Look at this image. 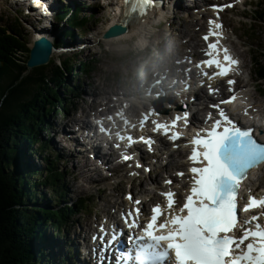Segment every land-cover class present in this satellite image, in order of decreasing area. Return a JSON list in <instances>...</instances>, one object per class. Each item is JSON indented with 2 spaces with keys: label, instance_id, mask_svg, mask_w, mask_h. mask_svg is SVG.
Wrapping results in <instances>:
<instances>
[{
  "label": "snow or ice",
  "instance_id": "6c2138e0",
  "mask_svg": "<svg viewBox=\"0 0 264 264\" xmlns=\"http://www.w3.org/2000/svg\"><path fill=\"white\" fill-rule=\"evenodd\" d=\"M131 3L126 14L138 12L143 15L156 0H131ZM233 6L231 3L213 6L217 19L209 20V31L203 36L208 58L195 65L198 75L208 80L227 77L240 64L230 49L221 44L223 24L218 22L219 13ZM212 37L216 39L209 42ZM186 60L191 63L190 57ZM205 68H215L216 71L210 75ZM190 72L191 68L185 69L186 74ZM227 84L233 93L231 97L211 105L219 118L213 119L209 113L205 124L212 121L211 124L199 129L188 142L191 145L188 156L192 164L189 168L191 186L182 206L177 207L174 191L162 192L166 205H154L148 221L141 228V200H133L129 193L126 199L134 206L122 212L129 235L122 240V229L113 226L109 231L101 224L99 234L92 236L94 244L99 240V245L93 248L98 264H264V211L259 215H248L255 209L264 210V195L253 194L251 185L246 183L253 169L264 166V139L259 137L256 127L238 123L221 107L238 98L232 88L235 81L229 79ZM218 91L210 88L211 94ZM247 114L245 109L244 115ZM159 115L156 109L146 112L139 121L140 127L143 128L150 117ZM189 118L190 112L184 106L183 114H177L170 122L152 119L153 132L162 133L175 142L183 137L178 130L181 122L186 128ZM107 119L113 121L111 116ZM122 122L125 130L136 127L127 120ZM98 123L101 131L111 134V129L103 127L102 120ZM115 135L121 141L127 139L129 147L143 142L151 151L154 144V140L144 136L137 141L122 131ZM122 159L134 160V154L125 152ZM135 166L143 167L139 162ZM145 171L150 169L145 168ZM177 175L183 177L185 173L178 172ZM165 183L171 185L172 180ZM134 229H140V233L135 234Z\"/></svg>",
  "mask_w": 264,
  "mask_h": 264
},
{
  "label": "rangeland",
  "instance_id": "374dc122",
  "mask_svg": "<svg viewBox=\"0 0 264 264\" xmlns=\"http://www.w3.org/2000/svg\"><path fill=\"white\" fill-rule=\"evenodd\" d=\"M249 1L251 2L247 3L246 6L244 7L238 6L235 14L232 15V18L230 14H227L226 16L227 19L225 20L229 24V26L235 30L237 36L243 39V43L242 42L239 43L238 40H235V36L231 40L234 43V45L237 46V50H238L237 53L242 58H244L245 65L247 67V73L249 75V79H248L249 83L247 87V92H249L250 90L254 91L253 81L256 79V76H255L256 65H255V60L253 56L256 58V60H260L261 54L259 52V49L261 52L264 53V26L261 25V22H256L257 20H254V19L251 20L250 17H248L252 11H257L258 14L261 12H264L262 10V7H263L262 2L264 1L262 0H249ZM110 17L113 19L112 14H110ZM16 18L17 17H16L14 10H12V8H9L4 0H0V25H2V22L7 19L14 21ZM107 23L109 22L107 21ZM183 23L185 25H189L190 23H192L191 16H190V19L186 18L183 21ZM166 25L168 24L167 23L164 24L163 30L169 29V27ZM107 27H108V24L103 25L100 21L98 23L97 29L93 33L95 34L94 35L95 37L92 34L89 35L93 38L92 40H89V38L85 37L84 35L82 36V39L88 41V43H90L89 44L90 48L94 47V50L92 51L87 50L88 51V52L86 51L87 53L83 52L80 55H78L74 52L75 49L78 50L80 48H83L84 46H86V42L80 41L74 44L73 42L70 41L71 38L67 37L66 38L67 45L63 46L65 48V51L63 52V54L62 55L60 54L62 52L61 50H59L58 52L55 51V56L49 59L48 64L50 65L46 68L47 73H50V70L53 69L54 64H56L57 66L61 61H64V60H68L72 62L76 61L75 69L71 71V77L69 78V82H70V86L77 88L79 99H75L73 95H70V97H67L68 99H70L72 103L70 114L66 117H63L60 113H57L55 111V107L57 103H51V104H48L47 107H45L44 112H42V114L39 117L40 118L39 121H36L35 119H33L32 121H29V122L28 120H26V123H25L28 126L29 125L33 126L36 138L40 139L39 143H41V140L47 141V145H46V148L44 149L45 152H41L39 149L40 145L38 143H35L34 141L33 143H35L34 144L35 146H32L31 144L32 148L34 149V152H32V155L30 152H28V157L33 158L35 164H33L34 166L29 165L28 168L25 170L21 168V174L19 175L21 177L20 180L25 183V181L29 177L33 176V171L35 170V167H36L35 165L39 161L44 160L42 161V163H40L41 165L40 173L35 175V177L37 178L35 181H38V182H41L43 180L44 176L47 175L46 174L47 171L51 175L53 174L54 176H57L59 174V171H61V169L62 170L64 169V164H67V166L65 167L66 170L64 172H67L69 170L72 171L68 180L65 181L67 185L66 188H68L67 190L75 194L77 198L93 197V203H91V209H92L91 211L85 210L80 215H76L78 212H74V213L69 212L68 217L65 218L67 220V223H64L62 225L61 233H59V235L61 236L56 238L57 241H59V244L62 240H64L62 236H64L65 238L66 236L71 235V230H74L73 235L76 236L77 225L81 222V219L83 217L86 216L90 220L89 221V225H90L89 229H90L91 227H93L92 222L95 220L96 214L99 213L101 215L106 212H108L109 214H112V211L110 209L111 206H113L114 203L119 202L122 199L123 194L125 193V190L127 188V187H124V185L126 184L124 180L121 181L124 184L123 187L119 185L117 186L119 182L117 183L116 180L112 181L111 178L110 179L108 178L106 180V181L110 180L107 183L103 181L100 183L92 181L91 177L88 174L83 175L81 173L80 170L84 166V162L81 159L76 160L75 158L69 164L67 162H62L58 160L55 163L54 168H51L50 167L51 165L48 162L50 169L48 170V168H45L46 158L55 157L57 156L55 152L61 151L60 149L54 148V145L52 143L53 141L52 138L56 137L58 142L60 143V140L63 139L60 133H62L63 135L65 134L64 129H62V127L60 128L59 131H55L54 122H56L57 124L62 123L63 125H67L68 122L74 121L78 119V117L80 116H82V119L88 120L89 116L95 113L93 112V109H96L94 107L95 105L100 103V101H104L105 99H112V96H111L112 93L120 89L122 86H125L127 89H129L128 85L123 81L134 83V81L137 79L136 70L138 67H136V65L133 63H128V61L131 60L130 55L132 56L133 53L131 52L127 53V51L125 50L127 45L124 42L118 43V41H111V40L104 39L103 33L105 32ZM86 28L88 29L89 25H87ZM198 28H199V25L198 23H196L192 29H195L196 31H198ZM22 29H23L22 31L23 40L26 42V48H28L27 53H25L24 56L25 55L28 56V51L32 47H34L35 34H33L34 32L32 30L33 26L30 25V21H28L25 26L23 25ZM55 30L59 31L60 33L64 31L60 26H57V25L55 26ZM190 30L191 29L189 28V32ZM82 39H79V40H82ZM99 39L101 40V43H99ZM57 43L59 45L61 44L60 42H57ZM96 45H98L99 47L97 48ZM67 48H69L70 50H67ZM108 49L110 50V53L107 52ZM185 49H187V46H182V50L184 51ZM176 53L179 55L177 51ZM92 56H94L93 59H91ZM143 57L145 56L138 55L139 61ZM146 57L151 59L150 55H147ZM84 59H87L88 62L90 63L92 74L81 77V72H80L78 64L79 62H83ZM94 59H96V61H92ZM261 60L264 61V59H261ZM167 62H169V57H168ZM158 63L159 62L157 61V64ZM31 70L32 69H27L26 73H24V76H27L31 72ZM129 72L133 73L131 74L130 77L128 76ZM73 73L74 75L72 76ZM140 76L138 75V77ZM260 83L264 84L263 81H261ZM6 84H8V82H6ZM36 86L38 85L33 84V87L26 91V94L29 93V99L25 100L27 101L25 103L26 109L32 106V103L29 100L33 98L34 96L38 95L40 90L43 91L41 88L39 90V88H37ZM80 88L82 89V92H79ZM46 92H49V91L46 90ZM51 94H52V91L48 93V96H53ZM98 95H101V96L97 97ZM7 97H8V94H5L2 97V100H5ZM251 97L253 98L254 101L258 102L261 105V107L264 106V95L262 97L259 96L258 90H256L254 92V95ZM55 101L56 100L54 99L53 101H50V102H55ZM1 105H2V102L0 106ZM81 111H83V115H81ZM28 114L30 116V113ZM47 121H49V123ZM60 145L72 153H77V150H74V147L71 146L72 143L69 140H67V143H65L64 141L61 142ZM39 157H42V158H39ZM175 158L177 157L175 156ZM172 161L175 162L176 159H173ZM77 166H79L78 169L72 170L73 167L77 168ZM44 169L45 171H43ZM25 174H28V176H25ZM162 175H164V173H162ZM104 176L106 177L103 171L102 177ZM156 177L157 179H161V173L158 172V170H156L153 173L152 179H156ZM148 181L149 180L146 177L145 179H143V184ZM140 184H142V181L136 184V188ZM43 185L40 186L39 190L29 191V195H27L26 197L24 196L25 200H27L29 197H31L33 200L31 202L32 206L28 207V210L35 208V205L41 207L43 204L45 205L53 204V203L55 204V202H52V196L54 193L52 192L51 189L50 190L47 189L45 187V184ZM86 185H90L94 187L99 185V186H103V189L91 188L90 190H88L86 188ZM44 194H47V195L44 196ZM34 197L36 199H33ZM50 208L52 209L55 207H50Z\"/></svg>",
  "mask_w": 264,
  "mask_h": 264
},
{
  "label": "trees",
  "instance_id": "16d2710c",
  "mask_svg": "<svg viewBox=\"0 0 264 264\" xmlns=\"http://www.w3.org/2000/svg\"><path fill=\"white\" fill-rule=\"evenodd\" d=\"M74 24L83 25L79 22ZM74 24L70 23L69 26ZM10 31V26L6 30H0V264H49L44 250L46 232L43 228L53 221L55 210L43 209L37 205L36 209L28 210L32 198L25 200L24 196L29 195V191L39 190L43 184H53L54 188L61 191L62 185L54 183V179L61 175L56 177L49 174L41 182L35 181L37 178L32 176L25 183L20 180L21 168L25 170L30 165L25 160L28 157L27 151L34 152L31 144L38 141L33 126L25 123L26 120L39 121L48 104L55 103L57 99L63 101L62 87L75 69L76 61L64 60L57 66L54 64L50 73L46 72L50 64L37 67L24 77L30 50L28 56H24L28 48L21 28ZM63 35L65 38L75 37L72 29L65 30ZM60 42L62 46L67 45L63 39ZM79 68L88 70L86 61L79 62ZM33 84H37L36 87L43 91L40 90L38 95L29 100L32 106L31 109H26L25 100L29 99L26 91ZM46 90L52 91L53 96H48L49 92ZM5 94L8 97L2 100ZM54 99L55 102H50ZM40 171L35 167L33 176ZM61 222L60 219L58 223ZM39 246L42 251L37 250Z\"/></svg>",
  "mask_w": 264,
  "mask_h": 264
},
{
  "label": "bare ground",
  "instance_id": "6f19581e",
  "mask_svg": "<svg viewBox=\"0 0 264 264\" xmlns=\"http://www.w3.org/2000/svg\"><path fill=\"white\" fill-rule=\"evenodd\" d=\"M51 1V0H50ZM49 1V2H50ZM177 1H180L182 4H184V6L186 5L185 4V0H160L161 2V5L160 7H155V8H160L162 11L161 13H163V11H166V10H169L171 9L172 7H174L175 3ZM192 2H195L197 4H200L202 6L205 7V2L202 1V0H192ZM12 5L17 8V9H20L22 12V14L25 16L27 12V7H32L34 5H32L31 3H24V2H21V3H16L14 0L11 1ZM105 3H107V0H105ZM53 3H51L50 6H52ZM188 8H189V14L192 15L194 12V10L196 9L195 7L193 6H188L186 5ZM37 7H40L42 8V10H45L43 9V7L40 5V6H37ZM125 7L126 5L124 4V7L120 8L119 9V12H122V11H125ZM149 9V8H148ZM50 10V8H49ZM32 13V10H28L27 14H31ZM201 14V17H198V18H194L193 20L194 21H201L204 23V20L207 16L206 13L204 12H199ZM227 13V12H226ZM36 14L42 16L44 13L39 9ZM150 15V14H149ZM120 18V19H119ZM175 18V17H174ZM105 20V19H103ZM81 22V21H79ZM100 21H98L99 23ZM109 22V21H108ZM101 23L103 25L105 24H108L109 26L108 27H113V28H116V29H128V31L125 33V34H119L118 36H115V37H110L109 40L111 41H120L122 39H125L127 37H132V36H141V37H148V36H153L154 33H155V30H154V27H152L151 24H148L147 27H144L142 29H138V26H137V23L135 24H132V23H128L127 22V19L124 17L123 13L120 14L118 16V18L115 16L114 19H113V22H109L107 23V21H101ZM36 25V22L34 23ZM81 24H83L81 22ZM127 25V27L125 25ZM206 24V23H204ZM169 29H166L165 31H161L160 35H158V39L159 40H164V42H162V45L164 46L165 43L170 47H178L179 44H178V41H177V37H176V34L174 32V28L172 27V25L168 26ZM133 32V34H132ZM187 33L190 37V40L188 41L189 45H193L195 47H198L200 45V40L198 38V36L196 34H191L189 33V28H186L184 27L182 29V31L180 32V34H183V33ZM201 31H198V33H200ZM202 32H207L206 29H203ZM227 34H229V36L231 38H233V33L229 30H226ZM128 33V35H126ZM132 34V35H131ZM41 35H39V33L36 35L35 34V40H39ZM179 36V35H178ZM182 37V36H180ZM47 40H49V42H51L53 45H54V49L56 52H58L59 50H61L62 48H59L57 46V44L55 42H53L50 38H46ZM35 43V42H34ZM43 44V43H41ZM44 45H46V43H44ZM35 46V45H34ZM63 47V46H62ZM74 47V46H73ZM46 48H36V51L34 53V58L36 61L38 60H42L44 57H41L39 56V54H42L44 55L46 53ZM76 50V49H75ZM55 56V53H51V56H49L50 58H53ZM166 58L167 56H165V61H166ZM239 69L243 70V68H241V66H239ZM245 79H247V77L245 76ZM235 104H238L237 105V109L239 111H244V108L247 107V105L243 102L242 98L240 96H238L237 100L235 101ZM260 123H263L264 124V121H261ZM54 126H55V131H59L60 128L62 127V129H68L71 125L70 124H67V125H63L62 123H56L54 122ZM81 134V136H85L82 132H79ZM75 136V135H74ZM56 137L53 138V145H54V148L56 149H60L61 150V156L64 158L62 161L63 162H67L68 164L76 158V160H79L81 159L83 162H84V166L83 168L80 170L81 173L84 175V174H88L90 177H91V180L94 181V182H100L102 180V173L104 171V169H101L96 163H93L92 161H90L86 156V150H84V146L82 145V142L80 141V137L77 136V140H75V150H77V153H72L70 152L69 150H66L65 148H63L60 143L58 142L57 138L55 139ZM72 138H75L72 136ZM85 138H88L90 140H92L93 143H95L96 139L99 140H102L101 136H96V133L95 131H92V133L90 135H87V137L85 136ZM43 146H44V149L46 148V142L43 143ZM28 152H30L29 150L27 151V154ZM97 152L95 150H89L88 151V155L90 156L91 154H96ZM84 154V155H83ZM99 158H102L100 155L96 154ZM110 156V153L106 154V158H108ZM25 158V157H24ZM26 161L30 164V165H33L35 164L34 163V159L31 158V157H26L25 158ZM75 164V163H74ZM99 164L103 165L104 167L105 166H108L109 163H106L103 161H99ZM67 164H64V169L62 170L61 169V176L60 177H57L55 178L54 180V183H58V184H61L62 185V189L61 191L56 188L53 187V184H45V187L47 189H51L52 192L54 193L53 196H52V202H55V204H43L40 208H43V209H48L50 207H55V208H52L55 210V214H54V219L53 221H51L46 227L43 228V231L46 232V239L51 243V236H52V233L56 227V225L58 224V221L60 219H63L64 217H66L69 212L71 213L72 211L74 210H77L78 208H80L83 203L86 201V198H77L75 196V194L71 193L69 190H67L68 188H66V182L68 180V178L70 177V174L72 173V171H67V172H64L66 170V167ZM79 166H77V168L73 167L72 170H75V169H78ZM105 172H107L108 174L106 176H109V175H112L113 171L111 170V168L109 167ZM109 172H112L111 174H109ZM40 173V172H39ZM32 177H35L32 176ZM35 180V179H34ZM73 180V179H72ZM100 180V181H99ZM99 186V185H98ZM98 186L94 187V186H90V185H86V188L88 190H90L91 188H97L98 189ZM76 187V186H75ZM47 194H44V196H46ZM46 198V197H45ZM33 200L30 199V202H29V205L28 206H32L31 205V202ZM50 202V201H49ZM34 209V208H33ZM36 209V208H35ZM95 235V234H94ZM67 243H69V241H67ZM59 247V245L55 242H53V246L50 247L51 250L55 251L57 250ZM48 249V248H47ZM46 249V250H47ZM51 264V262L49 263ZM55 264H84L83 261H81L78 257V255L76 254L75 252V256L74 255H70L69 253H67V255L64 257L61 253L58 254L57 256V259H56V263Z\"/></svg>",
  "mask_w": 264,
  "mask_h": 264
},
{
  "label": "water",
  "instance_id": "95a60500",
  "mask_svg": "<svg viewBox=\"0 0 264 264\" xmlns=\"http://www.w3.org/2000/svg\"><path fill=\"white\" fill-rule=\"evenodd\" d=\"M113 31H115V30L114 29L111 30V32H113ZM41 43H43V44H41ZM44 43H46V45H44ZM36 48H46V49H48V50H46V53L44 55L39 54V56L44 57L42 60H38V61L35 60L34 53L36 51ZM51 53H55V52L53 51V48H52L50 42H48L46 40H43V41L40 42V44H36L34 47H32L30 49V57H29V60L27 62L28 69H34V68H37V67H42V66L48 65L49 59H51L49 57V56H51ZM69 78H70V76H69Z\"/></svg>",
  "mask_w": 264,
  "mask_h": 264
}]
</instances>
